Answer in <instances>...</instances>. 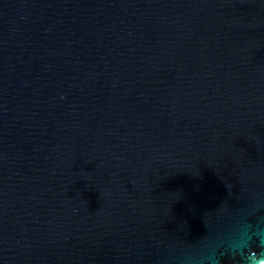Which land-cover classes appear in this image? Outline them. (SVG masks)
<instances>
[{"label":"water","instance_id":"1","mask_svg":"<svg viewBox=\"0 0 264 264\" xmlns=\"http://www.w3.org/2000/svg\"><path fill=\"white\" fill-rule=\"evenodd\" d=\"M264 261V0H0V264Z\"/></svg>","mask_w":264,"mask_h":264},{"label":"bare ground","instance_id":"2","mask_svg":"<svg viewBox=\"0 0 264 264\" xmlns=\"http://www.w3.org/2000/svg\"><path fill=\"white\" fill-rule=\"evenodd\" d=\"M260 264H264V261L262 263H260Z\"/></svg>","mask_w":264,"mask_h":264}]
</instances>
